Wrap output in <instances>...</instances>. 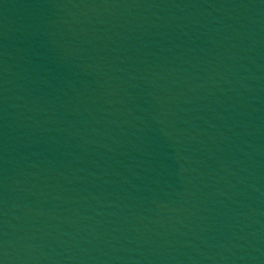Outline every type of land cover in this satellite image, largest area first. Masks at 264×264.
Returning <instances> with one entry per match:
<instances>
[{
	"label": "water",
	"instance_id": "1",
	"mask_svg": "<svg viewBox=\"0 0 264 264\" xmlns=\"http://www.w3.org/2000/svg\"><path fill=\"white\" fill-rule=\"evenodd\" d=\"M0 264H264V0H0Z\"/></svg>",
	"mask_w": 264,
	"mask_h": 264
}]
</instances>
